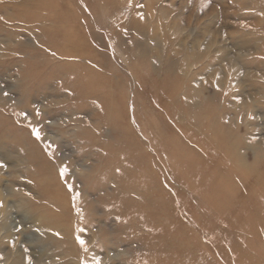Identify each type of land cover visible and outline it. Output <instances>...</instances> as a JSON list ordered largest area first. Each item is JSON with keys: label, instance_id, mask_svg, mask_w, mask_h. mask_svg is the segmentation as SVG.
I'll use <instances>...</instances> for the list:
<instances>
[{"label": "rangeland", "instance_id": "rangeland-1", "mask_svg": "<svg viewBox=\"0 0 264 264\" xmlns=\"http://www.w3.org/2000/svg\"><path fill=\"white\" fill-rule=\"evenodd\" d=\"M0 165V264H264V0H0Z\"/></svg>", "mask_w": 264, "mask_h": 264}, {"label": "bare ground", "instance_id": "bare-ground-1", "mask_svg": "<svg viewBox=\"0 0 264 264\" xmlns=\"http://www.w3.org/2000/svg\"><path fill=\"white\" fill-rule=\"evenodd\" d=\"M68 187H71V183L70 181L67 182ZM59 188V187H58ZM60 189V188H59ZM74 196V195H73ZM61 200H63V204L62 206H64L65 209H68V207L70 208V204L75 203L76 205H78V201L75 200H70L68 197L66 198V196L62 197ZM132 203L141 211V213H148V207L144 206V200L143 201H132ZM158 205L161 206H168V204L165 202L164 205L162 204V202H160ZM87 206V204H86ZM72 211V210H71ZM179 216L180 214H177L176 212L170 213L168 214V208H165L164 210H155L152 213V222H158L159 221V229L162 231L163 233V237H160L158 235V233H152L153 236V240H164L167 238L165 232L167 230V228H173V229H177V231H183L184 229V224L181 222V220H179ZM191 222V224L193 225V221L191 219H189V223ZM45 224H50L53 226L54 229L57 230L56 227H59L60 229L63 228V231L68 234L69 233V229L66 228V226H64L63 224H61L57 219H47L45 221ZM248 261V264H252L251 262ZM178 263V262H177ZM162 264H175L173 259H165L163 260Z\"/></svg>", "mask_w": 264, "mask_h": 264}, {"label": "snow or ice", "instance_id": "snow-or-ice-1", "mask_svg": "<svg viewBox=\"0 0 264 264\" xmlns=\"http://www.w3.org/2000/svg\"><path fill=\"white\" fill-rule=\"evenodd\" d=\"M33 133L35 134V130H33ZM36 138L39 139V136L36 135ZM0 167H3V165H0ZM63 173H64V170L62 169V170H61V175H62V176H63ZM0 206H2V205H0ZM78 243L81 245V247H84V241H82V240H78ZM97 264H98V262H97Z\"/></svg>", "mask_w": 264, "mask_h": 264}]
</instances>
